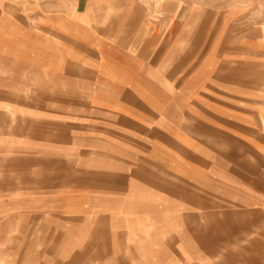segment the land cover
Wrapping results in <instances>:
<instances>
[{
	"label": "crops",
	"instance_id": "1",
	"mask_svg": "<svg viewBox=\"0 0 264 264\" xmlns=\"http://www.w3.org/2000/svg\"><path fill=\"white\" fill-rule=\"evenodd\" d=\"M76 2L0 13V264H264L226 44L188 54L186 29L151 42L135 5L104 19Z\"/></svg>",
	"mask_w": 264,
	"mask_h": 264
},
{
	"label": "rangeland",
	"instance_id": "2",
	"mask_svg": "<svg viewBox=\"0 0 264 264\" xmlns=\"http://www.w3.org/2000/svg\"><path fill=\"white\" fill-rule=\"evenodd\" d=\"M85 13L98 12L104 19L136 6L145 12L149 24H157L152 31V41L166 44L173 34L172 28L186 29L179 47L194 49V43L226 44V65L234 71V87L227 84V101L241 107L244 115L242 127L243 145L253 141L248 153L258 157L260 189H264V0H83ZM136 3H131V2ZM80 6L76 0H0V13L8 19L26 23L43 12H67L74 14ZM9 12V13H7ZM13 13V14H11ZM177 19L155 20L162 17ZM89 17V16H88ZM117 18V17H116ZM108 21V20H107ZM170 23V24H169ZM169 26H168V25ZM167 25V26H165ZM224 28L225 34L219 35ZM149 33V32H147ZM135 33L134 35H138ZM156 37V38H155ZM156 40H155V39ZM193 44V45H191ZM242 45V46H241ZM230 75L227 76L229 80ZM253 130L248 131L249 119ZM252 136H250L248 133ZM246 134V135H245ZM250 146V145H249ZM3 214V213H1ZM8 213L0 215L1 219ZM7 217V218H8ZM10 264V261H7Z\"/></svg>",
	"mask_w": 264,
	"mask_h": 264
}]
</instances>
